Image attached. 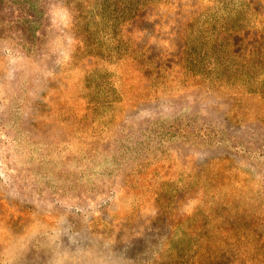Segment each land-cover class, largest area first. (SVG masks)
<instances>
[{"label":"rangeland","instance_id":"rangeland-1","mask_svg":"<svg viewBox=\"0 0 264 264\" xmlns=\"http://www.w3.org/2000/svg\"><path fill=\"white\" fill-rule=\"evenodd\" d=\"M0 264H264V0H0Z\"/></svg>","mask_w":264,"mask_h":264}]
</instances>
